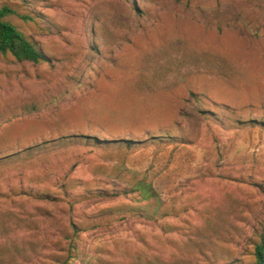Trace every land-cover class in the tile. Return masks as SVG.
<instances>
[{
  "label": "rangeland",
  "instance_id": "1",
  "mask_svg": "<svg viewBox=\"0 0 264 264\" xmlns=\"http://www.w3.org/2000/svg\"><path fill=\"white\" fill-rule=\"evenodd\" d=\"M3 6L45 61L0 54V264H252L264 0Z\"/></svg>",
  "mask_w": 264,
  "mask_h": 264
},
{
  "label": "trees",
  "instance_id": "2",
  "mask_svg": "<svg viewBox=\"0 0 264 264\" xmlns=\"http://www.w3.org/2000/svg\"><path fill=\"white\" fill-rule=\"evenodd\" d=\"M15 12L9 7L3 6L0 8V54L12 55L18 62H31L38 63L45 61L43 52L37 48L34 43L28 41L21 32H19L15 26L9 23L6 19ZM68 138H60L58 142L66 141ZM127 144H132V141H123ZM133 192H139L140 201L145 202L147 206L148 202L154 200L152 190L150 186L139 185ZM155 201V200H154ZM160 203L156 200L153 212H150L151 217H155ZM132 211V210H131ZM254 262L252 264H264V236L261 237L260 242L254 247Z\"/></svg>",
  "mask_w": 264,
  "mask_h": 264
}]
</instances>
